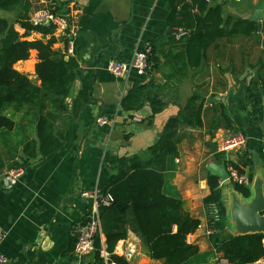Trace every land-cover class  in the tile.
Here are the masks:
<instances>
[{"label": "crops", "instance_id": "crops-1", "mask_svg": "<svg viewBox=\"0 0 264 264\" xmlns=\"http://www.w3.org/2000/svg\"><path fill=\"white\" fill-rule=\"evenodd\" d=\"M29 1L32 13L39 8L38 0ZM50 2L54 9L64 3L60 13L69 14L75 27L69 41L72 55L66 56L67 45L59 36H55L53 46L65 54V61L70 63L74 74L65 100L67 117L59 124L65 129L64 141L48 157L32 161L19 177L0 176V227L4 231L0 255L6 263L97 264L93 254L78 261L73 253L77 226L93 205L83 194L104 186L106 167L119 157L138 155L145 159L147 148L156 143L167 120L175 117L194 93L203 101L202 128L179 129L183 139L171 181L190 216L199 221L188 242L200 254H208L213 252L210 230L223 238L249 234L236 224L234 215L238 208L248 210L257 200L261 199L264 204L261 146L264 116L253 117L245 106L246 87L255 81L264 84V19L259 27L256 24L257 33L253 36L234 35L219 40L207 50L198 69L186 67L183 74H171L175 68L168 69L164 64L150 76L131 71L115 78L107 71L108 62H129L134 52L146 49L155 38L159 62L173 60L178 51L168 43V37L178 40L185 33L167 26L169 0ZM207 2L209 6H221L224 19L230 16L233 20L250 21L255 11H264V0H242L238 4L223 0ZM0 16L10 18L11 14L0 13ZM24 39L47 40L48 37L32 32ZM36 62L37 53L31 51L29 59L18 62L14 68L38 85L34 73ZM149 80L159 85L171 81L178 90L175 96L168 89L164 91L166 106L151 123L146 120L150 115L148 104L135 113L120 109L123 97ZM230 133L245 135L244 150L220 152L222 141ZM228 163L238 164L240 175L250 179L246 187L249 196L243 197L233 190L231 183L219 181L220 202L204 205L203 200L210 194L207 179L213 176L208 171L209 165L225 169ZM216 215L218 220L214 221ZM100 239L103 243V234ZM127 244L136 248L135 255L125 259L129 264H164L148 258L140 238L130 231L117 244L114 254L119 256L120 249ZM103 259L106 264L108 258ZM214 261L220 264L224 260L217 255L208 264Z\"/></svg>", "mask_w": 264, "mask_h": 264}, {"label": "trees", "instance_id": "trees-1", "mask_svg": "<svg viewBox=\"0 0 264 264\" xmlns=\"http://www.w3.org/2000/svg\"><path fill=\"white\" fill-rule=\"evenodd\" d=\"M207 1L169 0L167 26L183 31L185 37L178 40L168 37V43L178 52L172 61L162 64L157 56V38L150 41L146 48L149 51L147 75L157 73L164 64L168 69L175 68L171 74H183L186 67L198 69L207 50L219 40L257 33L255 23L233 20L230 16L224 19L221 6H209ZM64 5L57 4L55 11L60 13ZM32 9L29 0H0V13L11 14L10 18L0 16V176L9 171H23L32 161L57 151L64 141L65 129L59 124L67 117L65 100L74 80L73 69L65 61V54L53 48L56 43L53 27L30 25ZM15 26L24 34H19ZM32 32L48 39L25 40ZM63 42L67 45V40ZM31 51L37 53L34 73L38 85L14 68L18 62L27 61ZM167 89L174 96L178 94L177 86L171 81L159 85L149 80L126 94L120 109L135 113L148 104L150 115L146 120L151 123L166 106L164 91ZM245 100L253 117L264 116V84L256 81L249 84ZM202 109L203 101L194 93L177 115L167 120L156 143L147 148L145 159L138 155L119 157L106 167L107 181L100 189L111 196L112 204L99 209L104 241L98 236L95 239L92 254L97 264H104L102 250L108 254L106 264H129L114 254L128 231L140 238L148 258L164 264H208L217 255L227 264H254L264 260V233L224 238L219 234L210 235L213 252L208 254H200L188 242L199 221L190 216L171 181L183 139L178 131L181 127L202 128ZM227 165L242 174L238 164ZM207 184L210 194L203 204H218L221 199L218 178L209 176ZM231 186L243 197L249 196L246 187ZM220 224L221 221L217 229Z\"/></svg>", "mask_w": 264, "mask_h": 264}, {"label": "built area", "instance_id": "built-area-1", "mask_svg": "<svg viewBox=\"0 0 264 264\" xmlns=\"http://www.w3.org/2000/svg\"><path fill=\"white\" fill-rule=\"evenodd\" d=\"M225 2L241 3L242 0H223ZM39 8L35 9L29 16L28 22L33 27L38 26H52L53 36H59L63 40H67L66 56L72 55L73 48L70 39L74 36L75 27L71 22V16L67 13H57L53 8L50 0H38ZM15 30L22 34L24 33L19 27H15ZM148 49L134 52L129 62H122L118 60H111L107 64V71L115 78H122L128 75L129 72L134 71L137 75L146 74L149 66L147 63ZM98 123H103L98 120ZM247 140L242 133H230L222 141L220 145L221 153H231L242 151L246 148ZM261 146L264 152V131L261 139ZM225 171L229 177V183L238 184L243 187H247L250 183V179L246 176L238 174L236 170L227 166ZM22 170L9 171L5 175L9 179H15L22 175ZM84 197H88L93 201L90 212L85 217L83 222L77 226V239L74 244L73 253L78 261L83 260L85 257L91 255L94 251L95 239L98 236L102 238L101 231V219L99 209L101 207L106 208L112 204V198L109 194H103L101 189H95L91 192L83 194ZM218 220V216L214 217V221ZM209 235L212 234V230L209 231ZM4 238V231L0 227V245ZM136 253V248L132 244L123 246L119 251V256L128 260L132 258ZM102 258L107 259L108 254L105 251L101 252ZM0 264H7L6 260L0 255ZM220 264H227L226 261H220ZM254 264H264V260H259Z\"/></svg>", "mask_w": 264, "mask_h": 264}, {"label": "water", "instance_id": "water-1", "mask_svg": "<svg viewBox=\"0 0 264 264\" xmlns=\"http://www.w3.org/2000/svg\"><path fill=\"white\" fill-rule=\"evenodd\" d=\"M264 19V11H255L250 19L251 22L260 25ZM170 32V30H168ZM246 80V79H245ZM243 80V83H245ZM264 131V125H262ZM208 171L211 175L218 178L220 182H229V177L224 168L210 164ZM236 224L241 226L245 233H264V204L263 201L257 200L248 210L238 208L234 215Z\"/></svg>", "mask_w": 264, "mask_h": 264}]
</instances>
